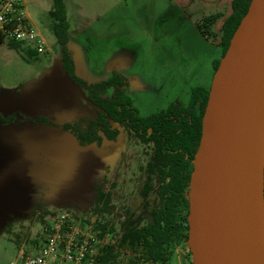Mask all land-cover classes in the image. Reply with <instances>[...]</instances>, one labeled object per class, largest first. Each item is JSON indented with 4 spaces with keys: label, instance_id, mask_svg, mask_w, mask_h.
<instances>
[{
    "label": "rangeland",
    "instance_id": "obj_1",
    "mask_svg": "<svg viewBox=\"0 0 264 264\" xmlns=\"http://www.w3.org/2000/svg\"><path fill=\"white\" fill-rule=\"evenodd\" d=\"M21 1L45 46L40 53L22 44V54L10 49L8 40L0 45V117L31 120L0 123V264L36 252L42 229L59 212L82 225L93 221L97 248L111 247L112 260L138 259L123 236L152 218L157 202L156 175L148 166L152 151L123 127L115 126L119 135L113 142L81 147L68 132L33 121L90 120L96 107L60 64L49 16L53 0ZM178 3L64 0L76 75L87 84L114 73L124 77L125 94L141 117L174 103L187 105L195 88L209 91L213 62L223 57L219 38H205L196 27L209 11ZM219 12L223 18L231 12L230 0ZM222 21L213 27L217 34ZM145 184L151 190L144 197ZM168 264H193L188 239L174 247Z\"/></svg>",
    "mask_w": 264,
    "mask_h": 264
},
{
    "label": "water",
    "instance_id": "obj_2",
    "mask_svg": "<svg viewBox=\"0 0 264 264\" xmlns=\"http://www.w3.org/2000/svg\"><path fill=\"white\" fill-rule=\"evenodd\" d=\"M188 202L193 264H264V0L215 71Z\"/></svg>",
    "mask_w": 264,
    "mask_h": 264
},
{
    "label": "trees",
    "instance_id": "obj_3",
    "mask_svg": "<svg viewBox=\"0 0 264 264\" xmlns=\"http://www.w3.org/2000/svg\"><path fill=\"white\" fill-rule=\"evenodd\" d=\"M251 1L231 0V12L228 16L223 18L219 12L212 13L197 22L196 27L203 37L219 38L222 56ZM49 16L53 19L52 30L59 46L60 64L70 81L86 92L88 101L96 107V116L90 120L80 119L62 124L53 123L44 117H35L33 121L68 132L81 147L100 146L103 141H115L119 135L115 126L127 129L140 144L150 147L152 159L148 166L149 171L156 175L157 202L151 220L139 229L124 233L123 241L128 243L131 252L139 253L138 259H130L128 264H138L140 261L168 264L174 247L188 239L189 185L209 91L195 88L187 105L174 103L165 111L141 117L125 94L124 77L114 73L105 81L87 84L76 75L68 48L69 23L64 0H53ZM221 19L223 21L217 34L213 27ZM5 40L8 39L0 31V45ZM8 47L23 54L20 42L8 40ZM26 52L32 54L35 51ZM219 63L220 60L213 62L215 71ZM108 91H111V95L104 97ZM24 121L31 120L20 119L19 115L14 114L0 117L2 125ZM150 190V185L145 184L144 197ZM104 197L100 193L98 202H102ZM112 251L111 247H105L98 257V264H108L114 259Z\"/></svg>",
    "mask_w": 264,
    "mask_h": 264
},
{
    "label": "built area",
    "instance_id": "obj_4",
    "mask_svg": "<svg viewBox=\"0 0 264 264\" xmlns=\"http://www.w3.org/2000/svg\"><path fill=\"white\" fill-rule=\"evenodd\" d=\"M0 31L8 40L28 44L44 52L45 42L29 22L21 0H0ZM93 221L81 224L70 213L59 212L42 229V240L36 252L21 254L9 264H98L102 255L94 236ZM108 264H128L111 260ZM138 264H162L140 261Z\"/></svg>",
    "mask_w": 264,
    "mask_h": 264
},
{
    "label": "crops",
    "instance_id": "obj_5",
    "mask_svg": "<svg viewBox=\"0 0 264 264\" xmlns=\"http://www.w3.org/2000/svg\"><path fill=\"white\" fill-rule=\"evenodd\" d=\"M226 1L227 0H178V2H179L178 4L183 5V6H185V5L186 6H194V7L199 6L200 9L203 8L204 10L209 11V14H211V12L214 10H218L217 12H219V10L223 7V5L226 4ZM230 9H231V0H230ZM209 14H205V15L207 16Z\"/></svg>",
    "mask_w": 264,
    "mask_h": 264
}]
</instances>
